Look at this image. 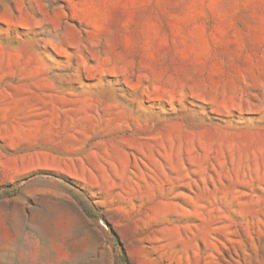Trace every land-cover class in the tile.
<instances>
[{
	"label": "rangeland",
	"instance_id": "obj_1",
	"mask_svg": "<svg viewBox=\"0 0 264 264\" xmlns=\"http://www.w3.org/2000/svg\"><path fill=\"white\" fill-rule=\"evenodd\" d=\"M0 264H264V0H0Z\"/></svg>",
	"mask_w": 264,
	"mask_h": 264
}]
</instances>
